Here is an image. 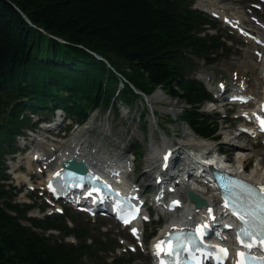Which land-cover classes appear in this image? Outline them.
Wrapping results in <instances>:
<instances>
[{"label":"trees","instance_id":"trees-1","mask_svg":"<svg viewBox=\"0 0 264 264\" xmlns=\"http://www.w3.org/2000/svg\"><path fill=\"white\" fill-rule=\"evenodd\" d=\"M201 22L183 0H0V180L7 178L2 157L27 122L22 98L35 109L58 105L81 115L113 104L121 77L119 97L137 95L130 82L146 93L160 86L187 104L182 119L197 134L214 136L217 122L199 112L207 94L184 74L188 54L209 48L195 34ZM11 197L0 181V264H78L89 247L50 242L23 225L25 210ZM30 220L62 228L59 218Z\"/></svg>","mask_w":264,"mask_h":264},{"label":"rangeland","instance_id":"rangeland-1","mask_svg":"<svg viewBox=\"0 0 264 264\" xmlns=\"http://www.w3.org/2000/svg\"><path fill=\"white\" fill-rule=\"evenodd\" d=\"M224 1H232L234 4H236L234 0ZM253 1L257 0H242L243 5L241 6V8L244 7V11H247L250 7V3H252ZM193 2H198V0H193ZM253 15H260L264 19V11H255ZM246 19V23H248L250 21V17L247 16ZM216 21L219 24L218 26L222 28L224 35L225 33L230 35H225V38H228L227 40L229 44L227 49H225L223 53L220 52L216 56L215 62L211 64L203 62L202 60L199 61L195 59V64L193 65L190 72L193 76H198L199 74H201L202 76L205 74L212 75L213 84H217L220 81H224L226 82V84H232L237 81L239 77V71L236 65H234L235 61H237L238 58H241V55L245 53V50H250L252 49V47H250L243 40V38L238 35L234 30L223 25L220 20ZM206 29V31H209L210 33H213L216 30L215 28H213V26H208ZM251 56H253L252 53ZM123 67L125 68V71H127L128 73L130 72L128 66L124 65ZM129 86L132 87V89L135 87V85L131 82ZM119 87L123 88V91L126 90L123 85H120V82L119 86L116 89H119ZM135 90L138 93L135 97L130 95V93H126L125 91V96H127V100L123 99V97H121L123 100L118 98L116 109L109 108L107 110H94L90 114L89 119H87V121H92V123L96 125V128L93 131V135L96 136L95 139L97 143H95L94 140V144L96 145H100L102 142H104V148H115L118 150L119 148H122L124 146V148H129V150H131L133 145L140 144L141 159L136 160L137 171L134 172V174L136 175L137 172H143V169L146 168L144 157L149 152L152 142L160 143L163 137H165L168 138V141L174 140L177 144H180L181 142H187L190 136L200 140H202L203 138L193 132L189 128V126L183 121L182 113L184 108L187 107V104L185 102L178 98L171 97L170 95H168L165 89L160 86H157L152 91V93L157 90H161L163 93H165L164 96L166 97V99L171 102H174L175 104V112L169 111V109L163 108L166 105L161 104L160 101L148 100V96L152 93H147L148 95H146L143 93L141 94L140 90L138 89ZM227 107L229 106L216 104V108H213L211 104L206 105V103H202L200 110L207 109L208 112L206 113H209L210 116L214 115V117L218 118L220 122L219 129L217 131L218 140H205H209V142H212L213 144L223 142L225 143V146H227L226 142H228L229 139L232 137V134L236 132L234 128L236 122L231 120L230 123H222L223 110H225ZM228 124L230 126H228ZM186 132H188V135L183 138ZM23 139L18 138L15 143L17 148H19V154H17L18 157L16 158L17 160L21 156L26 155V153L21 149L24 143ZM239 141H244L247 143V146L249 147L248 151L252 155L246 162L247 168L250 167L251 164L255 163L256 158L260 159L264 155V146L261 145L260 142L255 143L254 139H250L247 137L241 139L238 138V142ZM232 142H235V140H232ZM33 146H35V144ZM27 149H29L28 146ZM235 154L236 153H233V155L231 154V158H234ZM10 156L11 155H9L7 158H10ZM16 159H14L12 163L9 159L7 160V163L10 164L9 167L7 166L8 172H14L12 166L16 162ZM233 163L237 167L240 166V163L234 161ZM22 170L23 172H26V169L23 168ZM44 175V172L42 175L36 174L32 176L31 180L37 184V181H40L41 177H43ZM10 176L12 175L10 174ZM149 177H153V175L150 174V176H147L146 181H149ZM10 182H12V184L14 185L20 184L21 188H23V185L13 177L10 179ZM189 184L194 187L196 186V184L193 182ZM24 187L25 188L23 189V191L17 194L15 200L20 203L25 200L30 202L33 201L34 206L27 213L28 216L30 215L42 218L44 217V215H46L47 208H49V210H54L53 207H51L49 203H47V201L39 195V191L37 192L38 189L33 192L29 190L28 193L31 192V195H28V193H26L27 187ZM42 206H44V208H42ZM64 211H67L68 213H70V215H72V217H70V215L65 217L68 225L71 226L74 223L86 224L91 229L90 233L92 234V236H103L104 238H106L107 241L109 240L111 244H113V242L116 240L115 245L118 246L113 250L112 248L108 247L109 245H106L108 250L100 251L97 253L92 252V250L87 256L83 257V259L81 258L78 264H110L109 262L114 256H123L125 258L133 257L132 262L130 264H151V258L148 255L146 249H138L136 253H131L130 251L126 250L127 248L125 245H123V243L125 237L129 239L130 235H128L127 230L121 229L111 219L104 217L89 218L86 214L77 212L73 209H67L66 207L64 208ZM164 221L165 219H162L159 221L160 223L158 224L156 223V221L149 223L150 227L148 229L146 227L145 233H148L154 225H158L156 229L157 232ZM23 223L28 224V222L26 221H23ZM49 232H52L54 234L58 233V231L56 230L47 231V233ZM57 237L60 236L55 235V238ZM71 237L72 235H69L65 238V240L68 242L75 241V238L73 239ZM134 256L136 258L135 260Z\"/></svg>","mask_w":264,"mask_h":264},{"label":"bare ground","instance_id":"bare-ground-1","mask_svg":"<svg viewBox=\"0 0 264 264\" xmlns=\"http://www.w3.org/2000/svg\"><path fill=\"white\" fill-rule=\"evenodd\" d=\"M196 6L202 9H208L210 11H213L214 13L220 15L222 18L224 17L227 23L235 25V27L238 28V30H240L242 33H244L247 38H250L249 33L247 32L249 31V28H245L242 23L244 20V14L239 13V11L227 13L226 10L231 8L230 6L215 4L213 1L210 0H199ZM247 38V41L253 43L252 40ZM252 38L254 39L255 43H258V45L255 43L251 45L254 47L255 51H262L261 57L258 59L256 56L252 57L250 53H244L241 56L242 59L238 58L237 61H235L234 65H236L237 69L240 72V77L241 79H243V82H239L238 89L241 91H245L246 87L249 88L248 92H245V94L247 95V99L249 98V95H251L250 97H252L250 99L249 104L252 105L257 100L256 104L260 106V102L264 98V32L260 35H252ZM204 78L207 79V77ZM206 83L209 88L212 87L211 78H209ZM164 94L165 93H163L161 90H157L148 96V100L160 101L161 104L166 105L163 108H167L169 109V111L175 112L174 102L167 100ZM244 96L245 95L243 94L241 98H243ZM93 129L94 124L86 123L83 127L75 128L71 133L70 137L65 140L53 139L50 135L34 136L33 139L36 140V146L21 159L20 165L26 166V173L16 172V168H18L19 165L15 166V177L19 181L28 182V184H30V186L33 188L39 186L42 189H46L54 173L62 168L63 161L65 159H68L69 157H74L78 160L84 161L87 167H89V170H103V166L100 163L99 155L89 144L90 141L88 138ZM186 135H188V132L184 134L183 138ZM237 139L238 135H232V137L229 139L231 143L230 147H232V149L229 151L228 155L231 156V154L233 155V153H236L233 158V161L237 163H242L244 167H246V162L252 155L248 151L249 148L247 147V144L245 142H238ZM195 140L197 139L190 136L187 142H181L182 144L179 147H184V149H181L183 160L193 159L196 161H200L198 156H196V158L192 154L188 153L187 150H185L188 145H192L191 147L197 148H207L210 145H213L212 142H209V140L202 139L200 142V140L198 139V143H196L197 141ZM232 140H235V142H232ZM167 144H169L168 138L165 137H163L160 143H151V148L144 157V161L147 168L144 172L138 173L137 177L139 179L144 178V176V179H146V173H149L150 171L156 168L157 161H159L158 159H160L161 156V158H163L164 155L166 157H169L166 153L163 154L165 146H167ZM179 147H177L176 149L178 150ZM169 148H171V146H169ZM173 151L175 152V149ZM206 158L208 157L206 156ZM38 161L39 163L44 164L46 168L47 179L43 178L42 180L37 181V184H34L31 180L29 181V175L32 174L34 170H38L36 169V166L39 165L37 163ZM162 161H164V159H162ZM125 167L127 168V165H122L116 168V170H123ZM245 172L246 175L249 176L251 179L256 180L260 184H264V155L260 159L256 158L255 163L251 164L250 167L246 168ZM196 191L199 192L200 196L203 197L204 200H206L207 205L203 207H207L214 203L216 199V193L214 192L215 190L207 187V185H204L203 188L199 187V189H196ZM200 215L201 211L191 212L190 209H183L178 219L175 220V218L172 217L163 224V226L159 230L158 236L156 235L155 238H159L164 235L170 228L173 227V225L171 224L180 223L182 224V226H185L187 224H190L189 222L191 220L198 219ZM169 221L171 222L169 223ZM59 229L63 230L64 227ZM133 230L136 232V234L140 232L139 226H136V224L133 226ZM228 231H231L230 228L228 229ZM228 264H231V262H229Z\"/></svg>","mask_w":264,"mask_h":264},{"label":"snow or ice","instance_id":"snow-or-ice-1","mask_svg":"<svg viewBox=\"0 0 264 264\" xmlns=\"http://www.w3.org/2000/svg\"><path fill=\"white\" fill-rule=\"evenodd\" d=\"M261 122L264 123V118ZM258 188L264 189V184L257 186L247 181H235L231 196H226L225 202L229 203L231 201L229 206L244 221L245 227L241 229L242 235L247 233L252 236L250 229H256L260 233L261 240H264V191H258ZM184 243H187V241L179 239L175 245L164 250L175 255V249ZM241 243H244L243 239ZM157 249L160 250L159 243ZM222 251L227 252V249L224 248ZM241 255L245 254L241 253Z\"/></svg>","mask_w":264,"mask_h":264},{"label":"water","instance_id":"water-1","mask_svg":"<svg viewBox=\"0 0 264 264\" xmlns=\"http://www.w3.org/2000/svg\"><path fill=\"white\" fill-rule=\"evenodd\" d=\"M65 166L71 167L75 170H81V169H85V165L83 164V162L81 161H76L75 159H70L68 162H66V164H64ZM192 197H194L192 195Z\"/></svg>","mask_w":264,"mask_h":264}]
</instances>
